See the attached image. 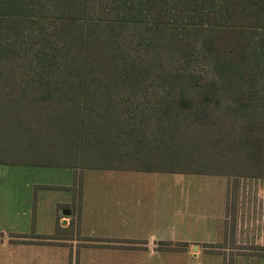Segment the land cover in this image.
I'll return each instance as SVG.
<instances>
[{"label":"trees","instance_id":"trees-1","mask_svg":"<svg viewBox=\"0 0 264 264\" xmlns=\"http://www.w3.org/2000/svg\"><path fill=\"white\" fill-rule=\"evenodd\" d=\"M12 141L17 164L264 177V0H0Z\"/></svg>","mask_w":264,"mask_h":264},{"label":"crops","instance_id":"crops-1","mask_svg":"<svg viewBox=\"0 0 264 264\" xmlns=\"http://www.w3.org/2000/svg\"><path fill=\"white\" fill-rule=\"evenodd\" d=\"M85 170L81 172L73 170V172L82 175ZM192 175H206L213 177L215 180L187 182V192H189L188 194L192 203L187 202V219L183 218L180 223L184 230L187 229L186 243L187 247H190L189 250L187 248L188 252L192 253L193 256H197L202 250L207 249L204 245H217L221 247L219 248L221 251L233 253L231 259H233L232 262H235V264L264 263V177L234 178L222 175ZM23 184L25 189L28 190L27 196L30 203L32 200V183L25 181ZM39 185L46 189L49 186V184ZM155 185H158L160 188L169 189L168 183L161 182L156 184L103 183L94 185L93 187L89 185L83 186L81 197L83 202L78 207L77 217L81 220L79 225L82 228H84L82 222L88 220L86 226L88 232L85 233V236L82 235L81 231L78 232L81 238H87V240L80 241L71 238L47 239L53 236L58 228L62 231V229L66 230L69 227L72 216L65 214L64 210L67 209L71 213L69 206L71 204L68 202V204L59 203V207L62 210L58 212L56 217L57 224H55V231L52 234L50 225L49 227H43L36 223L33 224V221L38 220L35 218L36 216H33L31 213L27 214L26 212H16V183L0 182V264H17V253L22 254L25 250L31 249L32 251L49 244L59 245L62 249L71 252H74V247L77 252L76 254H78L76 256L77 262H79V257L83 254L84 258L81 257L80 259L90 262L91 256H93L92 252L95 251H105L103 253L104 257L107 253H112L113 251H120L127 255L128 249L131 248L136 252H139L138 249L140 248H150L151 252L159 251L157 246L160 242H156V240H148L147 244L152 245V248L145 246L143 242H139L140 245L139 243L136 245L127 241L129 240L126 239L129 233L119 232L122 230L120 228L126 225V222L121 223L126 218V214H133L135 211V208H133L135 206L130 207L128 200L130 199L135 202L137 200L136 193L129 191L127 193L126 190L136 188L151 190L155 189ZM90 189H97L98 191ZM112 190L125 191L117 192ZM158 195L165 198L170 195V192L153 193L143 191L139 193L140 198H155ZM88 198L89 204L86 202ZM140 203L138 200L137 205H141ZM86 205H88L89 209V216L87 217H85ZM138 212L141 213L142 210ZM120 214H123L125 217L122 216L121 218ZM168 215L170 213L168 214L167 210L159 211L154 215H147L148 218L155 220L153 224L155 228H151V234L155 235L156 232L160 231H164L163 234H165L172 230H170V227L173 230L176 228V221L173 220L170 224ZM161 218L164 220H160ZM33 231L34 235L31 234ZM69 235L71 234L69 233ZM38 236L43 238L38 239ZM117 240L120 241L118 242ZM251 253H255L257 256L248 257L247 255ZM33 256L29 255L31 258H34ZM31 258L27 260V264H33ZM126 258L125 256V261ZM39 264L45 263L40 262Z\"/></svg>","mask_w":264,"mask_h":264},{"label":"rangeland","instance_id":"rangeland-1","mask_svg":"<svg viewBox=\"0 0 264 264\" xmlns=\"http://www.w3.org/2000/svg\"><path fill=\"white\" fill-rule=\"evenodd\" d=\"M30 134H24L19 140L18 144L28 149L33 145V142H29ZM16 141H12L13 149L10 150L6 155H0V182L16 183L15 193H16V212H26L31 213L36 216L37 221H33V224H37L43 227H49L52 230V234L55 231V224H57L58 212L62 209L59 207V203L71 204L69 213L72 218L70 219L69 229H61L60 231L53 234V236L47 239L65 238V239H78L80 241L87 240V238H81L78 234L79 231L85 236L87 221L82 222V227H80L81 220L78 219V207L82 205V194L83 186H91L103 183H127V184H141V183H168L169 189L160 188L155 185V189L145 190V189H128L126 192L136 193L137 200H128L131 206H135V211L133 214L127 213L126 218H124L121 223L126 222L125 226H122L121 233H129L126 239L132 244L138 245L139 242H143L145 246L148 245V240H156V242L171 243L172 245H180V250H159L156 252H151L149 249L135 248L139 252H136L133 248L128 249V254H123L120 251H113L112 253H107L104 257L101 251L92 252L90 262L80 259L84 258V254L79 257V262H77L75 251H67L62 249L59 245H43L41 248L36 250H25L22 254L17 253V264H27V260L33 256V264H39L43 262L45 264H235L232 262L231 256L233 253L221 251L217 245H212L209 250H202L197 256H193L187 247V229L182 228L180 223L183 218L187 219V202H191L189 192H187V182L199 181L204 182L212 180L213 177L206 175H192V174H168V173H146L138 171H113V170H85L82 175L75 174L72 169L63 167H51V166H31L26 164H17L15 161L24 158H30V156L25 155V151L14 150L16 148ZM18 147V146H17ZM45 159H50V155H44ZM175 165V164H174ZM179 165V164H177ZM176 165V166H177ZM215 180V179H213ZM219 180V178H218ZM28 181L32 183V200L29 203L28 190L25 189L24 182ZM39 184H49L46 188L41 187ZM138 187V185H136ZM92 191H98L97 189H90ZM117 192H124L125 190H112ZM143 191H150L153 193L170 192L169 196L165 198L158 195L155 198H140L139 193ZM139 198V199H138ZM139 203L141 205H137ZM149 202H148V201ZM68 202V203H67ZM89 204V198L86 200ZM109 203V202H108ZM136 203V204H135ZM145 204V205H144ZM145 207V208H144ZM65 209L64 211H66ZM142 210L141 213L138 211ZM167 210L169 217V222L173 220L176 221V228L170 227L169 232L164 231L156 232V234H151V228H155L153 225L155 220L148 218L147 215H154L159 211ZM169 211V212H168ZM70 212V211H69ZM88 205L85 209V217L89 216ZM121 218L123 214H120ZM125 217V216H123ZM110 219V217H109ZM160 220H164L161 218ZM146 225V226H144ZM77 226V228H76ZM172 226V225H171ZM161 227V226H160ZM187 228V227H186ZM69 233L71 235H69ZM31 234H35L34 231ZM51 234V235H52ZM34 237V236H33ZM38 239L43 238L41 236ZM184 239V240H183ZM118 242L120 240H117ZM186 243V244H185ZM140 245V243H139ZM158 247V246H157ZM188 248V250H187ZM125 249V248H123ZM31 251V252H30ZM124 252V251H122ZM30 253V254H29ZM41 253V254H40ZM39 255V256H38ZM125 256L126 261L124 260ZM248 257H255L257 254L251 253L247 255ZM41 257V258H39ZM121 257V258H120ZM122 261V262H121ZM252 264V263H251ZM255 264H264L263 262H256Z\"/></svg>","mask_w":264,"mask_h":264},{"label":"water","instance_id":"water-1","mask_svg":"<svg viewBox=\"0 0 264 264\" xmlns=\"http://www.w3.org/2000/svg\"><path fill=\"white\" fill-rule=\"evenodd\" d=\"M64 213H65V214H69L70 212H69L68 210H66Z\"/></svg>","mask_w":264,"mask_h":264}]
</instances>
